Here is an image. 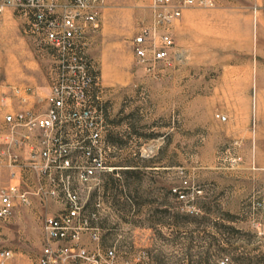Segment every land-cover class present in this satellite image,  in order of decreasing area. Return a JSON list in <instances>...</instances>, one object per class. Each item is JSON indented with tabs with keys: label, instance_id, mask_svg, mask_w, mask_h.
Wrapping results in <instances>:
<instances>
[{
	"label": "rangeland",
	"instance_id": "374dc122",
	"mask_svg": "<svg viewBox=\"0 0 264 264\" xmlns=\"http://www.w3.org/2000/svg\"><path fill=\"white\" fill-rule=\"evenodd\" d=\"M149 5L105 0L92 34L107 169L75 183L89 209L100 199L116 213L104 208L109 229L99 241L84 233L80 243L114 248V264H220L224 256L229 264H264V217L254 208L264 197V0L185 9L170 62L153 70L138 64L132 46ZM53 61L23 18L10 9L0 16L8 83L42 92ZM44 216L24 226L15 215L0 218V247L13 250L14 264H38Z\"/></svg>",
	"mask_w": 264,
	"mask_h": 264
},
{
	"label": "built area",
	"instance_id": "2783aa9c",
	"mask_svg": "<svg viewBox=\"0 0 264 264\" xmlns=\"http://www.w3.org/2000/svg\"><path fill=\"white\" fill-rule=\"evenodd\" d=\"M104 1L0 0V16L9 9L18 14L25 22V32L46 44L54 58L50 105L41 113L31 108H9L8 99L17 97L21 104H26L36 92L29 86L8 83L2 77L0 65V167H15L19 163L15 147L39 131V144L22 166L36 171L39 179H47L48 185L41 181L37 194L63 204L57 213H47L43 218L45 239L38 264H69L78 260L86 264H114L116 257L114 248L102 253L80 243L84 233L93 240L101 239L98 222L104 204L98 200L89 209L75 183L89 184L107 169L102 108L98 103L103 84L99 66L89 55ZM216 3L217 0H150L151 18L132 39L138 64L147 70L160 63L168 64L176 46L173 27L185 9L210 8ZM217 116L226 118L220 113ZM68 123L73 128L70 137L61 131ZM11 178L15 179V171L11 172ZM22 183L12 181L0 187L1 219L13 216L16 200L23 205L31 204V191L23 188ZM173 191L179 199L186 198L182 189L174 187ZM254 208L264 217V197L255 200ZM187 210L193 213L195 208L187 206ZM141 257L145 254L138 261ZM13 258L12 249L0 248V264H14ZM230 260L224 256L219 263L229 264Z\"/></svg>",
	"mask_w": 264,
	"mask_h": 264
},
{
	"label": "crops",
	"instance_id": "0c3cea01",
	"mask_svg": "<svg viewBox=\"0 0 264 264\" xmlns=\"http://www.w3.org/2000/svg\"><path fill=\"white\" fill-rule=\"evenodd\" d=\"M50 84L51 81L48 79V84L45 86V89L42 90V92L38 91L37 94L35 96H32L26 104H21L17 97L8 99L9 108L13 110H19L22 108H31L38 113L47 111L50 105V101L48 99L50 93ZM61 131L67 137L72 136L73 133L72 125L69 123L65 124ZM39 133L40 132L37 131L36 133H34L33 136L24 140L22 144L15 147V152L19 155V163H17L15 167H11V168L7 166L0 167V187L12 181H15V183L23 182L22 183L23 188L31 191L30 205H23L20 203V201L16 200V206L13 216L15 215L16 221L17 223H19L20 226H24L28 224L29 221H31V218L37 216V214L40 213L43 214V212H45V214L53 213L49 211H51V209H54L52 211H55V208L57 206L59 210L63 207L61 201L52 198L44 199L39 194H37L36 190L39 184L41 183V181L44 182L45 185H48L47 179L45 177H43L42 180L39 179L36 171L32 170L31 168L25 169L22 166V162H25L31 158V155L33 153L32 151L33 147L38 146ZM12 171H15V179L11 178ZM71 173L74 172L72 171ZM105 202L103 201L104 208L108 209V212H112V211L114 212L113 206L109 202H107V204H105ZM59 210H57L54 213H57ZM106 213L107 212L105 210L104 214L102 215V218L98 222V224L100 225L103 231L109 229L110 226L106 217ZM117 217H118L117 218L118 221H122L125 224L126 222L125 220H123L119 216ZM9 220H11V218L4 221H9Z\"/></svg>",
	"mask_w": 264,
	"mask_h": 264
},
{
	"label": "trees",
	"instance_id": "16d2710c",
	"mask_svg": "<svg viewBox=\"0 0 264 264\" xmlns=\"http://www.w3.org/2000/svg\"><path fill=\"white\" fill-rule=\"evenodd\" d=\"M129 169V168H128Z\"/></svg>",
	"mask_w": 264,
	"mask_h": 264
}]
</instances>
